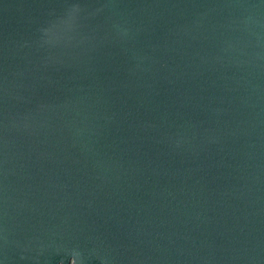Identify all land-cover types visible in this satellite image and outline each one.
Instances as JSON below:
<instances>
[{"label": "water", "instance_id": "water-1", "mask_svg": "<svg viewBox=\"0 0 264 264\" xmlns=\"http://www.w3.org/2000/svg\"><path fill=\"white\" fill-rule=\"evenodd\" d=\"M0 264H264V0H0Z\"/></svg>", "mask_w": 264, "mask_h": 264}]
</instances>
